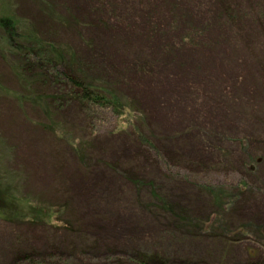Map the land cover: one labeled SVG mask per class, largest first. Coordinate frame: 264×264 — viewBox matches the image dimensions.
Instances as JSON below:
<instances>
[{
	"label": "rangeland",
	"instance_id": "rangeland-1",
	"mask_svg": "<svg viewBox=\"0 0 264 264\" xmlns=\"http://www.w3.org/2000/svg\"><path fill=\"white\" fill-rule=\"evenodd\" d=\"M11 10L132 113L31 81L0 29V264L44 254L59 217L91 255L264 261V0H0Z\"/></svg>",
	"mask_w": 264,
	"mask_h": 264
},
{
	"label": "trees",
	"instance_id": "trees-1",
	"mask_svg": "<svg viewBox=\"0 0 264 264\" xmlns=\"http://www.w3.org/2000/svg\"><path fill=\"white\" fill-rule=\"evenodd\" d=\"M206 24L207 23L200 25L199 28H205ZM0 29L3 30L4 34L7 36V42L9 43L8 45L12 47V52H14L19 59L23 57L25 60L21 61L17 69H19L20 72L22 69V71H26L25 73L32 78L31 81L35 79L42 84H55V88H59V86L63 84L69 85L73 88V91H70V98H72V100L74 98L75 101H78L80 107L84 108L88 113L90 110L99 112L100 109H105L107 107L113 108V111L120 116H124L127 110L128 112L132 111V106L128 100L125 101L119 98L118 95L112 94L113 92L110 86L107 88L105 85L103 86L101 82L90 83V78H85L81 75H79V77L76 75V78L70 76L72 74L67 75V73L62 70L65 69V64L70 67L71 72L75 70L73 68L75 66L76 55L73 54V51L65 45L51 44L46 39L39 38L32 28V25L16 17L13 12L12 15H8V18H0ZM198 31L199 29H197V32ZM51 70L55 73L54 76L51 75ZM60 70L61 72H59ZM62 71L64 73H62ZM85 79L88 80V83L84 82ZM52 97L48 98L51 102V107L59 101L58 99H61L60 96L56 94ZM22 98L23 96L20 97L19 100H22ZM34 100L35 103H39L40 101L37 98H34ZM58 212L59 215L60 211ZM68 224L67 221L59 217L55 227L57 228L56 230L62 228L61 232L63 234L59 232L54 234L55 238L52 240L53 243L52 245L50 243L44 254L39 256L33 254L30 250L29 255H25L24 253L13 255L7 261V264H178L174 262L170 263L168 258L163 254L164 252L158 251V249L150 245L143 247L138 245L137 247L126 243L125 245L128 249H131V252L128 251L127 254L125 252V255H123V253L105 254L104 252H95V254L91 255L90 250L87 249L89 245L88 239H86V242L85 239L80 240L79 236L73 233V230L69 231L70 235L64 233L68 228ZM240 234H244V232ZM58 246H60L61 249L63 248L64 251H57L56 249ZM261 251L263 250L260 248H248L246 253L251 260L247 264H264V261L260 258Z\"/></svg>",
	"mask_w": 264,
	"mask_h": 264
}]
</instances>
